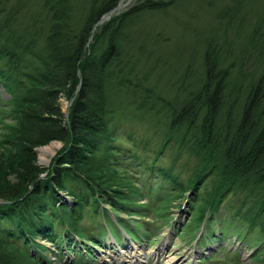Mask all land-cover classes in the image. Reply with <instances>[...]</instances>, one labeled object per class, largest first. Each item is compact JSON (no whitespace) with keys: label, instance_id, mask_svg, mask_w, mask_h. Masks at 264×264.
I'll use <instances>...</instances> for the list:
<instances>
[{"label":"trees","instance_id":"trees-1","mask_svg":"<svg viewBox=\"0 0 264 264\" xmlns=\"http://www.w3.org/2000/svg\"><path fill=\"white\" fill-rule=\"evenodd\" d=\"M119 2L92 0L75 29L71 6L65 0H45L49 20L44 33L36 28L33 33L27 28L18 30L12 9L0 5L4 12L0 85L10 93L17 113L9 136L17 157H11L8 165L22 169L18 179L12 180L6 177L7 169L1 168L0 264H19L16 239L37 245L43 256L48 246L38 237L52 240L58 252L62 234L65 240L71 239V232L87 239V231L78 223L85 204L94 203L100 216L108 209L96 205L109 203L110 210L119 215L151 192L160 200L178 189L187 202H196L194 227L204 222L206 234L212 233L210 239L221 241L235 233L244 237L257 229L264 233V62L248 58L251 52L243 60L231 59L230 48L208 43L197 88L188 89L187 96L177 102L160 94L152 99H162L160 108L166 109L167 134L160 151L168 141L174 142L194 160L185 183L172 167L160 165L155 158L147 163L135 149L125 150L110 126L124 95L130 96L129 103L141 98L142 105L153 96L146 76L123 59L133 43L146 48L144 39L139 41L132 29L134 21L141 12L165 8L174 0H141L96 25ZM253 51L264 52V44L254 46ZM62 96L69 100L67 111ZM53 139L63 145L48 167L40 166L35 146ZM123 154H128V160H140L149 172L142 191L122 177ZM160 177L167 188L158 191L155 180ZM185 190L189 195H183ZM62 191L71 198L68 202L62 201ZM230 193L242 194L240 207L226 200ZM257 240L264 245V239ZM88 247L86 252L92 256Z\"/></svg>","mask_w":264,"mask_h":264},{"label":"rangeland","instance_id":"rangeland-1","mask_svg":"<svg viewBox=\"0 0 264 264\" xmlns=\"http://www.w3.org/2000/svg\"><path fill=\"white\" fill-rule=\"evenodd\" d=\"M0 1L1 6L4 4L6 10L12 9L13 15H16L13 25L18 30L27 28L28 32L33 33L36 28L45 32L49 20V13L44 7L45 0ZM65 1L71 6V24L77 29L92 0ZM140 1L120 0L116 11H124ZM3 15L4 12L0 11V19ZM132 29L135 35L140 36L139 41L144 39L146 48L142 50L139 43H133L126 48L123 59L133 66L134 71L146 76L145 84L152 88L153 96L146 105H142L141 98L129 103L130 96L124 95V99L119 101L113 113L110 126L118 135L116 141L125 150L135 149L140 159L147 163L155 158L160 165L172 167L186 183L194 168V160L188 153L182 152L174 142L168 141L160 151L167 134V121L164 116L166 109L160 108L163 106L160 104L162 99H152L156 94H160L177 102L187 96L188 89L197 88L198 77L202 74L203 51L208 43L230 48L231 59L234 57V60H243L245 53L251 52L248 58L264 62V52L253 51L254 46L260 47L264 44V0H174L165 8L141 12ZM10 98V93L0 85V164L4 165H0V173L3 171L1 168H6V177L17 180L22 169L18 165H8L11 157H17L16 147L9 139L13 134L17 116L13 110L14 102L12 103ZM61 101L63 110L67 111L69 100L62 96ZM151 105H154V108ZM53 141H58L59 145L48 155L46 161H42L41 147ZM62 145L61 140L53 139L46 144L35 146L36 162L40 166L48 167ZM125 155L128 154H123L122 157H126ZM121 160L124 161L119 163L120 173L124 174L122 177L127 179L135 190H141L143 184L148 182L149 172L143 170L139 164L140 160H128L127 157ZM45 173L46 170L41 174ZM117 178L120 179L119 176ZM155 181L158 191L167 188V185L162 184V177ZM177 190L160 197V200L156 192L139 196V204L128 206L127 210L119 213L120 215L110 210L109 203L99 202L96 205L97 209H108L107 215L102 212L100 216L95 212L94 203L85 204L78 223L85 228L89 237L98 235L103 243H108L109 238L112 240L110 232L115 230L125 239L126 245L122 244L121 248L135 246L137 250L141 249V264H167L169 257H173L171 264H264V245L257 240L264 239L262 231L257 229L255 233L249 232L244 237L235 233L233 237H226L221 242L210 239L212 233L210 236L205 234L200 239L204 225L200 224L198 229L194 227L197 224L194 223L196 202H187L186 197L181 196V191ZM189 193V190H185L183 195ZM241 196V193H230L226 200L235 203L238 208ZM61 198L66 202L71 199L63 191ZM226 218L230 221L229 216ZM120 220L133 230L131 222L138 221V240L128 238L117 222ZM245 230L251 231L247 226ZM214 234L218 236V231H214ZM61 239L60 251L56 252L57 244L44 237H38L39 242L48 245L44 252L47 256L40 255L37 245H27L21 239H16L14 246L18 250L19 264H127L124 259L117 258L118 254L108 255L109 251L113 252L118 248L112 241L115 248H106L103 245L98 249L95 247L94 258L88 256L86 248L82 247L81 251H78L79 258L74 260L76 250L69 252L66 248L71 239L65 241L63 234ZM73 239L74 244H70L73 248L76 247V242L79 245L81 241L85 243L84 239L74 234ZM83 257L85 258L81 262ZM201 257L204 258L200 262ZM76 260L78 261L74 263Z\"/></svg>","mask_w":264,"mask_h":264},{"label":"bare ground","instance_id":"bare-ground-1","mask_svg":"<svg viewBox=\"0 0 264 264\" xmlns=\"http://www.w3.org/2000/svg\"><path fill=\"white\" fill-rule=\"evenodd\" d=\"M121 5V4H120ZM118 5L111 11V14L113 12H117L116 9H117ZM59 145V142L58 141H53L52 143H49L47 145H44L41 147L40 149V153L42 154L41 155V159L42 161H46L48 159V155L50 153H53L55 151V148ZM128 247V246H127ZM135 246H131L130 248H117L114 252H112L114 255L118 254L119 256L117 257L118 259H124V261L128 264H141L140 262V255H141V252L140 250H137V247L134 248ZM111 252L109 251L108 252V255H110ZM173 260V257H169L167 259V264H171Z\"/></svg>","mask_w":264,"mask_h":264},{"label":"water","instance_id":"water-1","mask_svg":"<svg viewBox=\"0 0 264 264\" xmlns=\"http://www.w3.org/2000/svg\"><path fill=\"white\" fill-rule=\"evenodd\" d=\"M111 11H112V10H110L109 12L104 13V14L102 15L101 19L96 23V25H97L102 19H105V18L109 17ZM96 25H95V26H96Z\"/></svg>","mask_w":264,"mask_h":264}]
</instances>
